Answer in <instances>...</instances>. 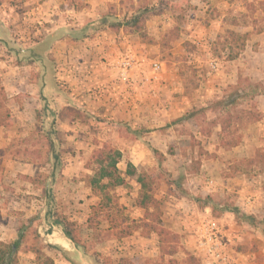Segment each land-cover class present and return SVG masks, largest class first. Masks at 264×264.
Masks as SVG:
<instances>
[{"label": "rangeland", "instance_id": "obj_1", "mask_svg": "<svg viewBox=\"0 0 264 264\" xmlns=\"http://www.w3.org/2000/svg\"><path fill=\"white\" fill-rule=\"evenodd\" d=\"M220 1L228 2L223 16L216 7H212L206 0H62V3H58L56 7L57 13L50 15V20L36 21V28L39 31L36 30L35 39L46 35V28L52 27L53 24L56 25L58 34L65 30L71 33L73 31V35L79 33L88 40L104 39L107 46L111 45L110 42L113 39L118 41V38L121 37L130 38L132 50L125 54H131L137 60L130 71L134 70L135 82L139 88L149 89L154 106L152 125L149 128L142 125L140 128L143 132L166 129L169 136V141L164 147L167 154L169 153L168 156L162 155V158L154 154L151 156L149 152L150 157L142 156L140 158L142 167L139 169L147 168L159 171L160 176L155 194L160 193L162 186H170L165 199L169 195H182L183 190L188 191L187 184L192 183L193 173L199 170L200 160L193 151L196 148L197 154L204 153L203 147L208 145L209 140L200 137L198 132L201 134L211 132L213 127L211 121L223 118L228 110L234 116H237L239 110L246 107L254 110L251 104L256 88L252 82L246 79L241 83L246 91L237 94L238 104L235 108L231 105L217 107L218 99L214 97H207L201 102H198V98H194L195 89L200 84L207 83L209 72L216 69L212 67V63L216 62L217 64L216 60H211L200 66L196 58L200 56L207 61L209 58L227 55L228 50L222 48L217 41L220 35H224L226 29L218 33L214 39L209 37L207 42L201 44L196 41L197 39L190 38L188 35L192 22L197 20L200 29L204 28L203 30L206 32L211 19L220 20L224 24H230L232 18L242 23L244 16L247 21L252 18L264 20V7L259 5L260 2L264 3V0ZM250 3L255 4L254 10L249 8ZM138 9L142 10L139 13L138 28L136 25L121 27L115 25L116 21L124 23L132 15L138 13ZM103 16H106L108 21H101ZM23 43L27 46V39L20 40L18 46L23 47ZM107 46L105 51L108 50ZM125 54L115 59L122 58ZM21 56H25V53ZM153 61L161 63V71L156 74V77L152 76L150 70ZM33 67L34 69H32ZM114 67L112 63V69ZM28 70L29 75L26 71L21 84L28 86L31 82L35 83L39 90L38 99L33 101L30 98H23V96L30 97L27 92L17 95H22L20 100L17 96L11 97L12 106L8 107L11 115L10 124L7 127L0 126V235L4 233V239L0 242L8 244L15 241L20 234L25 236L22 238L15 256L6 255L4 261L12 264H34V253L29 251L30 247L43 248L45 254H48L49 251L51 256L58 259L65 257L58 248L49 250V246H47L50 243L57 244L51 234L62 231L59 225L53 223L55 218L53 215L56 214L57 216L70 217L77 223L76 230L80 234V241L87 249L82 258L88 262L93 261L95 264L96 261L100 262L102 259L94 255L96 237L91 236V230L87 229L86 218L90 214L89 206L96 203L97 197L92 195L90 189L85 186L83 177L90 173L86 163L95 148L104 144L117 148L111 132H107L109 138L103 140L104 131L108 130L104 123L111 121L114 113L112 110L101 109V107H83L77 102H72L73 104L69 102V105L60 108L59 103L56 105L49 101L50 80L46 66L43 75H39L36 64ZM117 71L119 72L118 68ZM123 81L126 82L127 87L134 84L130 73ZM7 83L9 86L10 82ZM0 84H2L1 80ZM57 85L62 92L68 90L67 83L57 82ZM177 87L179 90L176 89ZM25 103L29 104L26 108ZM201 108H204V112L201 111ZM106 110H108L107 113ZM65 117L79 122L75 126L77 134L84 133L85 130L89 132L86 141L82 142V139L74 134L72 137L73 128L63 129L62 126H59L57 118ZM21 118L26 121V125L17 123V119L21 120ZM12 120H14V125H12ZM242 123L243 120L232 119L231 125L222 135L227 138L239 136ZM124 128V132H126L124 136L128 139L127 135L131 132L128 129L130 127L127 124ZM124 145L128 148L130 144L126 141ZM178 148L182 155L181 158L174 156ZM254 154L247 159L253 158ZM66 164H72V168H74L70 180L73 184L72 187H66L68 182L64 183L65 178L61 180V170ZM130 164L132 163L128 158L122 157L117 163L119 172L124 176L127 184L115 189L118 201L124 207L123 213L127 216L128 222L143 213V210L135 205L139 188L135 179L139 171L136 170L135 176L127 174ZM254 164L264 170V161L252 164L238 163L237 170L233 171L230 168L227 171H222L221 175L223 177L236 175L235 171L252 175L254 174L252 169ZM219 181L220 183H216L217 181L214 180V184L210 188V195L218 204L221 202L234 203L233 189L222 193L220 188H223V180ZM215 186L216 189L213 190ZM158 201L162 209L161 216H163L167 205H170L164 203L161 198ZM183 202L189 204L186 200ZM217 211L212 212V215L219 219L227 235L229 226H233V231H235L234 226H240L239 231L245 233L244 243L237 239L230 242L233 249L243 253L259 249L256 234L262 236L261 242L264 241V231H262L264 223L255 226L246 221L238 222L232 213L224 212L217 216ZM254 216L263 220L264 212L256 213ZM107 226V223L99 224V228L105 229ZM72 258H74V264H82L77 261L79 257L76 252H73ZM155 264H166V261H157Z\"/></svg>", "mask_w": 264, "mask_h": 264}, {"label": "crops", "instance_id": "obj_2", "mask_svg": "<svg viewBox=\"0 0 264 264\" xmlns=\"http://www.w3.org/2000/svg\"><path fill=\"white\" fill-rule=\"evenodd\" d=\"M206 1L212 7H216L217 11L222 13L221 16L225 15L228 2L220 0ZM58 3H62V0H0V80L8 97V107L12 106L11 97H15L20 93H29L30 97L23 96V98H30L33 101L38 99L39 90L35 83L31 82L28 86H25L21 82L24 80L26 71L29 75L28 69H31V66L36 64L39 75L44 74L46 66V72L48 70V79L50 80V102L56 105L59 103L60 108L69 105V102H77L83 107L93 106L112 110L114 115L112 120L108 122L110 124L107 121L104 123L108 130L104 131L103 140L108 139L106 133L111 132L121 157L128 158L137 171L142 167L140 158L142 156L150 157L149 152L151 156L153 155L148 144L162 155L168 156L169 153L167 154V151L164 150L166 143L169 141L167 130L143 132L140 128L142 125L146 128L152 125L154 106L151 92L147 88L141 89L138 87L135 82V74H133L134 70L129 72L134 84L127 87L126 82L120 78L116 68L118 59L115 58L132 50L130 38L121 37L118 38V41L113 39L110 42L111 45L107 46L104 39L94 41L88 40L85 36L74 39L72 33L68 30L58 34L56 25L53 24L52 27H42L46 28V35L55 34L51 46L44 52L42 58L35 60L29 54L30 48L34 47L36 41L46 36L35 39L36 21L39 22L41 19L50 20V15L57 13ZM204 10L205 8L202 9L203 12ZM196 21L194 20L193 24L190 25L188 35L190 38L197 39L196 41L201 42V44L207 42L209 37L214 39L218 33L227 28L239 32L250 31V34L243 49L233 59H226L225 54L220 57L209 58L207 61L200 56L196 58L200 66L205 65L202 64L204 62L216 60L217 67L209 72L208 82L203 85L200 84L195 89L194 98H198V102L207 97H214L219 100L226 97L227 92L230 93L238 85L242 89L244 86L241 83L246 79L257 86L251 106L260 113V117L255 121L243 122L242 128L239 130V141L230 147L221 146L219 143L222 136L219 121L212 125V130L208 134L198 132L200 137L208 138L209 142L207 146L203 147L204 153L202 154H197L195 152L197 149L194 148L193 152L200 160L199 170L193 173L192 183L187 184V189L188 192L190 191L194 195H210L212 185H207L204 177H210L217 181L216 183L223 180V188H220L221 192L227 193L228 190L233 189L235 205L246 213L256 215V213L264 212V170L259 165L254 164L252 166L254 174L252 175L235 171L234 174L236 175L223 177L221 173L229 170L233 162L251 157L256 150L264 152V31L252 32V26L250 25L240 27L211 19L206 32H204V28L201 30ZM42 26H44L43 23ZM22 39H27V46H25V43L22 44L23 47L18 46ZM106 46L108 50L105 51ZM24 53L25 56H21ZM26 59H32L33 61L23 65L15 63ZM112 63L115 66L114 69H112ZM8 81L10 82L9 86ZM57 82L67 83L68 90L62 92ZM176 89L179 90L178 87ZM17 97L20 100L22 95ZM28 105V103H25V108ZM108 110L105 112L107 113ZM18 122L21 125H26L23 118L21 120L17 119ZM57 122L63 129L73 128L72 137L76 135L79 139H82V142L88 139L89 132L86 130L84 133L77 134L75 126L79 122L76 120L65 117L62 119L57 118ZM14 124V120H12V125ZM127 124L130 127L128 129L131 131L127 135L128 139L124 136L126 133L124 132V126ZM126 141L130 144L128 148L124 145ZM4 143L6 144L5 139ZM179 151L178 148L174 155L177 158L182 157ZM72 167V164H66L61 170V180L65 178L64 183L68 182L66 187H72L71 185H73L70 181L74 172ZM143 169L149 170L147 168ZM168 189H170V186H162L160 193L155 194V197L157 199L161 198L164 203L170 205H167V210L163 213L162 222L179 235V248L173 258L181 262L185 259L187 252L194 254L195 236L193 232L197 229L202 218L213 215L209 206H199L184 195H169L165 199ZM215 189L216 186L213 190ZM66 199L65 201H67ZM183 200H186L189 204H185ZM240 228V226H234L235 231H233V226H229L228 237L231 243L236 239L240 242L244 241L245 233L239 231ZM3 235L4 233H1L0 240L4 239ZM51 235L57 244L50 243L49 250L58 248L65 256L58 259L51 256L48 251L47 255L53 259V264H74L73 252L78 254L79 260L77 261L82 264H93V261L88 262L82 258V255L84 256L87 252L82 241L76 244L66 237L63 231ZM256 235L259 249L254 252L247 251L243 253L239 251L241 264H264V241L261 242L262 236ZM91 236H93L92 231ZM65 242L66 246L61 244ZM94 244L96 246L94 255L102 259L100 262L96 261L95 264H155L161 260H165L168 264V256L161 257L158 236L154 232L142 235L140 229H138L119 239L113 237L98 238Z\"/></svg>", "mask_w": 264, "mask_h": 264}, {"label": "trees", "instance_id": "obj_3", "mask_svg": "<svg viewBox=\"0 0 264 264\" xmlns=\"http://www.w3.org/2000/svg\"><path fill=\"white\" fill-rule=\"evenodd\" d=\"M254 3H250L249 8L254 10L256 7ZM260 6L264 7V3L260 2ZM138 13H135L130 18L125 20L124 23L116 21L117 27L121 26H133L136 25V28L139 27L140 22V9L137 10ZM106 16H103L101 21H108ZM244 21L240 23L237 19L232 18L230 24L239 25L241 27H246L251 25L252 32H261L264 31V20H259L257 18H252V20L247 21L245 16L243 17ZM72 31V35H73ZM250 31L239 32L232 29H226L224 35H220L218 38V43L221 44L222 48L228 50L226 59L235 58L240 50L243 49L246 39L248 38ZM55 34H47L42 39L37 40L33 48H30V55L33 56L35 60H39L44 55V52L49 49L51 43L54 39ZM82 35L77 33L73 35V38H79ZM222 38V39H220ZM32 59H26L24 61H16L18 65H23L29 62H32ZM254 86L255 94L257 86ZM239 86V85H238ZM234 87L231 92L219 100H217V107H223L231 105L236 107L238 104V95L246 91V88L240 89V86ZM8 97L6 95L4 86L0 84V126L7 127L10 124V109L7 106ZM201 111L204 112V108H201ZM260 113L255 109H241L239 114L234 116L229 110L226 112L223 118L217 120H212L211 125H214L219 121L221 125L222 133L227 131L228 127L231 125V120L236 119L237 121L251 122L259 119ZM209 133V132H208ZM207 133V134H208ZM221 136V135H220ZM239 141V136L236 137H225L221 136L219 143L221 146L230 147L235 145ZM154 155H158L162 158V154L148 144ZM121 160L120 151L108 144H104L100 147L95 148L89 156V159L86 163V167L90 170V173H87L83 177V181L86 187H88L92 195L97 197V201L94 204L89 206L90 214L86 218V227L89 228L93 237L98 238H122L130 235L134 230L140 229L142 235H148L151 232H154L158 236L159 248L161 252V257L164 255L168 256V264H200V258L196 254L187 252L186 257L183 261L179 262L173 255L179 248V235L173 232L170 228L166 227L162 222V209L158 199L155 197V188L157 185L158 177L160 176L159 171L155 169L145 170L140 169L136 175V168L130 164V169L128 168L127 174L135 176L136 182L139 184L137 196L135 198V205L143 210L141 217L131 219L130 222L127 221V216L123 213V206L118 201V196L115 193V189L120 186H125L127 184L126 179L119 172L117 163ZM264 161V152L262 150H256L253 158L242 159L233 162L230 166L231 169L237 170L238 163L242 164H252L254 162ZM182 195L186 198H189L196 202L199 206H209L212 212L217 211V216L221 215L224 212H230L235 216V219L240 221H246L249 224L259 226L264 223L263 220L257 219L253 214L246 213L242 211L237 205L233 202H221L217 203L211 195H194L188 192L187 190L182 191ZM217 203V204H216ZM220 205V206H218ZM55 218L53 222L62 227V231L66 237L71 239L76 244L80 241V234L76 230V222L67 216H57L53 215ZM100 223H107V228H99ZM264 231V230H262ZM25 236L20 234L18 238L11 243H2L0 245V264H12L11 262L4 261L6 255L16 254L22 238ZM62 245L66 246V242ZM50 246V245H47ZM29 251L34 253V264H53V259L45 254L43 248H29Z\"/></svg>", "mask_w": 264, "mask_h": 264}, {"label": "built area", "instance_id": "obj_4", "mask_svg": "<svg viewBox=\"0 0 264 264\" xmlns=\"http://www.w3.org/2000/svg\"><path fill=\"white\" fill-rule=\"evenodd\" d=\"M137 60L131 54H125L119 58L116 66L119 69V76L125 80L130 70L135 66ZM212 67H217L216 62ZM152 76L161 71V63L153 61L150 66ZM147 81V78L145 79ZM207 185L214 184L210 177H204ZM194 254L200 258V264H241L240 252L232 248L227 233L219 219L213 216H205L195 230Z\"/></svg>", "mask_w": 264, "mask_h": 264}]
</instances>
